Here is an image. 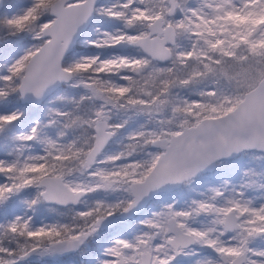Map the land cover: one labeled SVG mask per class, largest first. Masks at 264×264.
<instances>
[{"label": "snow or ice", "instance_id": "obj_1", "mask_svg": "<svg viewBox=\"0 0 264 264\" xmlns=\"http://www.w3.org/2000/svg\"><path fill=\"white\" fill-rule=\"evenodd\" d=\"M0 264H264V0H0Z\"/></svg>", "mask_w": 264, "mask_h": 264}, {"label": "flooded vegetation", "instance_id": "obj_2", "mask_svg": "<svg viewBox=\"0 0 264 264\" xmlns=\"http://www.w3.org/2000/svg\"><path fill=\"white\" fill-rule=\"evenodd\" d=\"M77 259H79V258H77Z\"/></svg>", "mask_w": 264, "mask_h": 264}]
</instances>
